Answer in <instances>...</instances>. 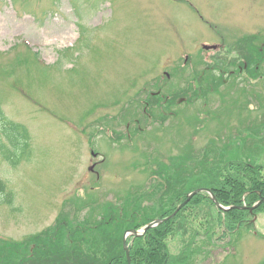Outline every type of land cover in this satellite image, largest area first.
I'll return each mask as SVG.
<instances>
[{"label": "rangeland", "instance_id": "obj_1", "mask_svg": "<svg viewBox=\"0 0 264 264\" xmlns=\"http://www.w3.org/2000/svg\"><path fill=\"white\" fill-rule=\"evenodd\" d=\"M253 36L264 41V0H0V109L29 134L25 148L8 144L16 164L5 159L0 147V182L5 185L0 240L18 242L38 234L61 213L74 215L83 202L88 206L79 215L94 210L93 205L113 206L119 216L107 224L114 226L150 219L169 208L174 187L178 192L185 186L207 188L199 184L198 169L185 182V164L198 166L205 149L209 158L210 147L222 150L217 145L229 137H234L231 145L241 143L237 134L248 133L245 118L255 119V105L264 100V62L258 73L263 77L242 84L225 79L220 87L229 104L236 100L240 107H226L218 94L208 93L207 104L205 99L182 103L177 116L147 123L133 138L137 144H112L102 132L93 142L105 158L95 167L98 179L87 169L92 165L86 155L88 136L95 130L90 121L101 116L106 124L134 98L140 115L146 81L151 82L148 91L161 86L165 94L191 87L197 79L193 69L198 76L204 66L200 59L214 53L203 44H223L217 55L233 65ZM245 101L254 104L247 109ZM0 139L5 145L3 134ZM236 149L239 153L226 149L225 154L245 158L243 148ZM257 163L264 178V151ZM251 218L236 231H225L217 209L204 199L178 216L166 237L169 264H264V210L255 223Z\"/></svg>", "mask_w": 264, "mask_h": 264}, {"label": "trees", "instance_id": "obj_2", "mask_svg": "<svg viewBox=\"0 0 264 264\" xmlns=\"http://www.w3.org/2000/svg\"><path fill=\"white\" fill-rule=\"evenodd\" d=\"M256 41V36L252 37L247 44V49L252 50L260 59L261 51L257 47L259 42ZM246 60L249 61L250 59L246 58ZM250 67L251 63L248 62V69ZM201 78L202 76H199V79ZM208 92L209 89L202 84L200 92L195 96L205 97V93ZM241 93L247 96L245 88H241ZM258 95L261 96V94ZM255 97L260 99L257 95ZM221 100L228 102L224 96ZM230 104L240 107L236 100ZM230 104L226 107H230ZM159 105L162 106L160 103ZM260 110V117L256 116L249 125L245 122L247 126L244 129L248 131L242 137V148L246 151L244 153L245 159H241L239 156L234 157L232 153L228 156L225 154L226 149L239 153L236 146L231 145V142L218 147L222 150L210 147L211 156L207 158L208 151L205 149V153L199 159L198 166L188 168L185 160V169H188L185 182H189L187 175L189 176L191 170L195 172L198 169L197 173L199 174L196 177L200 182L199 184H204L210 188L223 206H251L260 196H264L262 165L257 163V159L264 151V100ZM0 134L5 136V145L0 139L1 150L5 148V159L16 164L18 160L13 158V152L9 149L8 144L14 149L27 147L29 144L27 129L20 123L7 120L0 109ZM120 136L118 138H122L123 135L120 134ZM118 138L116 136L114 139ZM213 143L214 141L211 144ZM216 154L217 157H215ZM167 171L171 174L170 167L167 168ZM193 178L195 180V176ZM197 187L199 185H194L191 188L185 186V189L179 192L178 187H174L173 190H176L174 202L171 201L169 208L154 217L168 216L176 205L185 199L186 194ZM162 188L165 189L164 181ZM4 191L5 185L0 182V192ZM204 199H208L210 204L215 207L206 193H198L174 218H168L157 226L149 228L142 236L127 238L131 264H169L171 256L167 250L166 237L175 226L179 214L192 206H197ZM83 201L90 202L89 200ZM103 205H93L94 210L79 215L81 207L88 206L86 202H83L77 205L80 208L74 215L69 216L67 213H61L52 226L38 234L18 242L0 240V264H127L125 251L122 249L124 232L127 229H139L154 217L143 218L142 221L133 219L128 223L124 222L125 224L119 223V221L114 226H110L108 224L114 221L116 216H119V211L110 204ZM262 210H264V202L256 208L254 213ZM99 211L101 214H98ZM217 212L219 224H223L225 231L228 232L236 230L237 226L242 225L245 218L251 215L247 210L238 208H231L224 212L217 209Z\"/></svg>", "mask_w": 264, "mask_h": 264}, {"label": "flooded vegetation", "instance_id": "obj_3", "mask_svg": "<svg viewBox=\"0 0 264 264\" xmlns=\"http://www.w3.org/2000/svg\"><path fill=\"white\" fill-rule=\"evenodd\" d=\"M255 66L257 67V63H255ZM237 67H238V70L240 71L239 73H241V71H243V69L246 70V68H247L246 64H244L243 68H241L239 65ZM208 76H213L212 79H210V80L207 78L208 81H210V82H216L217 81L216 75H214L213 73L208 74ZM223 81L226 82L225 79H223ZM155 100L156 99L150 98V99H147L145 101H142L141 103H143V105H144V108L142 109V111L144 113H146L148 109L150 110L152 107H155L156 106ZM176 100H177V102H179V97L176 95H171V96L168 95L166 97L161 96V101H162L161 103H162V105H164V111H166L167 113H171L175 108ZM136 106H137L136 102L133 101V104L129 108H127L126 111H121L120 115H117L113 120H110L108 122L109 126H107V130L112 131V132L113 131L117 132L120 125L122 123H125V125H124L125 127L122 130V134L124 135L123 139L126 142H129V141L132 142L133 138H135V136H136L137 129L141 130L140 124L144 123L143 121L145 119H146L145 123H148L150 121V119L148 117L151 118L150 113H148V114L146 113L148 115V117L146 115H144V116L137 115L138 108ZM119 136H120V134H119ZM112 143H115V142H112ZM88 153L92 158V161L90 163H92V164L95 163L96 165H99V163L102 162V158L100 157V154L98 152H96L95 150H93V148H91L90 146L88 147ZM91 172L95 173L96 177H98V172H95V168ZM156 175L160 176L157 173H156ZM165 175H166V173L163 171L161 176L165 177Z\"/></svg>", "mask_w": 264, "mask_h": 264}, {"label": "water", "instance_id": "obj_4", "mask_svg": "<svg viewBox=\"0 0 264 264\" xmlns=\"http://www.w3.org/2000/svg\"><path fill=\"white\" fill-rule=\"evenodd\" d=\"M205 189L203 188H198V189H195L193 191H191L190 193H188L186 199L175 209V211L171 214V216H173L185 203H187V201L196 193L200 192V191H204ZM207 192L211 193L210 190L206 189ZM213 201L215 202V204L217 206L220 207V209H228V208H224L222 207L221 205H219V203L217 202V200L213 197L212 198ZM262 201H264V197H261V199L256 203V205H253L252 207H249V211H252L259 203H261ZM161 222V219H157V220H154L150 223H148L141 231H135V230H129L130 233H132L133 235H140L142 234L144 231H146L149 227H152L154 225H156L157 223ZM126 234L128 233H125L124 235V239H123V246L126 250V254H127V260H128V264H130V257H129V251L127 249V246H126V243H125V237H126Z\"/></svg>", "mask_w": 264, "mask_h": 264}]
</instances>
